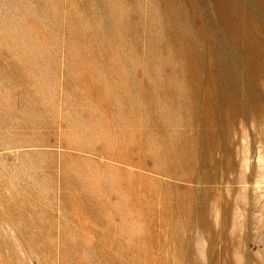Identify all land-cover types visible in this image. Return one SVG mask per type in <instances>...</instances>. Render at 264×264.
I'll use <instances>...</instances> for the list:
<instances>
[{
  "label": "rangeland",
  "instance_id": "374dc122",
  "mask_svg": "<svg viewBox=\"0 0 264 264\" xmlns=\"http://www.w3.org/2000/svg\"><path fill=\"white\" fill-rule=\"evenodd\" d=\"M0 264H264V0H0Z\"/></svg>",
  "mask_w": 264,
  "mask_h": 264
}]
</instances>
